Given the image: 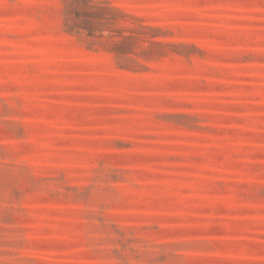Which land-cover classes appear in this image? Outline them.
Returning <instances> with one entry per match:
<instances>
[{"label":"rangeland","instance_id":"obj_1","mask_svg":"<svg viewBox=\"0 0 264 264\" xmlns=\"http://www.w3.org/2000/svg\"><path fill=\"white\" fill-rule=\"evenodd\" d=\"M96 1L0 0V264H264V0Z\"/></svg>","mask_w":264,"mask_h":264},{"label":"trees","instance_id":"obj_2","mask_svg":"<svg viewBox=\"0 0 264 264\" xmlns=\"http://www.w3.org/2000/svg\"><path fill=\"white\" fill-rule=\"evenodd\" d=\"M74 3L77 7L66 11V25L69 31L82 29L86 31L89 37H102V32L107 28L104 26L103 21L109 20L106 15L111 9L100 5L96 0H74ZM80 5L87 6L89 10L81 11ZM97 31L100 32V35H97ZM115 50L119 55L128 54L131 50V45H125L122 49L117 47Z\"/></svg>","mask_w":264,"mask_h":264}]
</instances>
